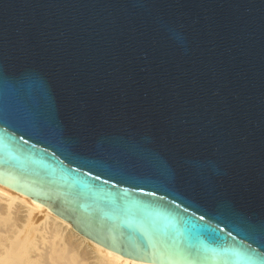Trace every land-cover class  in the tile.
Listing matches in <instances>:
<instances>
[{
  "label": "water",
  "instance_id": "obj_1",
  "mask_svg": "<svg viewBox=\"0 0 264 264\" xmlns=\"http://www.w3.org/2000/svg\"><path fill=\"white\" fill-rule=\"evenodd\" d=\"M0 184L150 264H264V0H0Z\"/></svg>",
  "mask_w": 264,
  "mask_h": 264
},
{
  "label": "bare ground",
  "instance_id": "obj_2",
  "mask_svg": "<svg viewBox=\"0 0 264 264\" xmlns=\"http://www.w3.org/2000/svg\"><path fill=\"white\" fill-rule=\"evenodd\" d=\"M0 264H150L76 232L45 206L0 184Z\"/></svg>",
  "mask_w": 264,
  "mask_h": 264
},
{
  "label": "snow or ice",
  "instance_id": "obj_3",
  "mask_svg": "<svg viewBox=\"0 0 264 264\" xmlns=\"http://www.w3.org/2000/svg\"><path fill=\"white\" fill-rule=\"evenodd\" d=\"M259 255L262 256V257H264V251H261V252L259 253Z\"/></svg>",
  "mask_w": 264,
  "mask_h": 264
}]
</instances>
